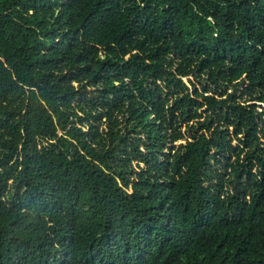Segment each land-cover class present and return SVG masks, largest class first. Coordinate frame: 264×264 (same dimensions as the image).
<instances>
[{
    "label": "trees",
    "instance_id": "obj_1",
    "mask_svg": "<svg viewBox=\"0 0 264 264\" xmlns=\"http://www.w3.org/2000/svg\"><path fill=\"white\" fill-rule=\"evenodd\" d=\"M0 264H264V0H0Z\"/></svg>",
    "mask_w": 264,
    "mask_h": 264
},
{
    "label": "rangeland",
    "instance_id": "obj_2",
    "mask_svg": "<svg viewBox=\"0 0 264 264\" xmlns=\"http://www.w3.org/2000/svg\"><path fill=\"white\" fill-rule=\"evenodd\" d=\"M194 79V78H193ZM188 81H189V79H187ZM262 109V108H261ZM232 132V131H231ZM232 138H233V144L234 145H236L237 143H238V141L235 139V134H233V136H232ZM182 143H184V142H180V143H178V144H182ZM226 163V162H225ZM138 165V162H136V166ZM143 166V164L141 165V167Z\"/></svg>",
    "mask_w": 264,
    "mask_h": 264
}]
</instances>
